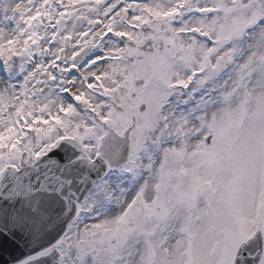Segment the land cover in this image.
Listing matches in <instances>:
<instances>
[{"label":"snow or ice","instance_id":"6c2138e0","mask_svg":"<svg viewBox=\"0 0 264 264\" xmlns=\"http://www.w3.org/2000/svg\"><path fill=\"white\" fill-rule=\"evenodd\" d=\"M0 264H264V0H0Z\"/></svg>","mask_w":264,"mask_h":264}]
</instances>
